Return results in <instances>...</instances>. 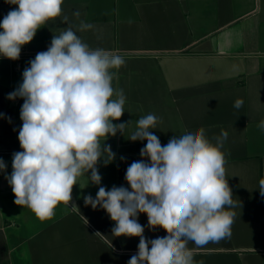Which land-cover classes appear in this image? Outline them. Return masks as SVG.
Returning a JSON list of instances; mask_svg holds the SVG:
<instances>
[{"label": "crops", "instance_id": "crops-1", "mask_svg": "<svg viewBox=\"0 0 264 264\" xmlns=\"http://www.w3.org/2000/svg\"><path fill=\"white\" fill-rule=\"evenodd\" d=\"M16 7L0 0V21ZM77 11L79 17L73 15ZM65 15L68 22H63ZM82 21L93 27L79 31ZM69 25L91 48L125 59L113 70L119 75L113 86L126 96L125 112L113 123L130 125L124 136L118 132L105 141L116 159L98 164L100 186L128 187L127 167L142 159L140 149L147 141L127 138L149 113L158 117L151 131L162 145L200 128L215 143L226 131L221 151L236 202L230 209L235 212L231 235L188 247L195 249L197 264H264V196L258 189L264 179V131L258 128L264 120V0H64L61 16L37 31L18 60L0 57V159L6 164L0 171V264H127L138 251V237H115L109 215L85 206L83 196L95 198L99 187L86 176L73 187L70 204L78 208L61 204L45 220L14 203L5 179L12 172L13 153L22 150L23 99L7 96L22 83L28 62ZM238 99L243 101L239 109L234 107ZM138 222L146 239L167 235L160 228L150 230L146 214Z\"/></svg>", "mask_w": 264, "mask_h": 264}, {"label": "clouds", "instance_id": "clouds-1", "mask_svg": "<svg viewBox=\"0 0 264 264\" xmlns=\"http://www.w3.org/2000/svg\"><path fill=\"white\" fill-rule=\"evenodd\" d=\"M5 2L17 7L0 21V57L15 61L46 22L61 16L64 0ZM68 19L63 16V22ZM92 27L82 21L79 31ZM28 64L22 83L7 96L23 99L18 133L22 150L13 153L12 172L5 176L17 206L28 208L40 220L52 218L61 204L78 208L70 204L72 191L77 178L86 176L88 183L99 187L95 198L83 196L85 206L99 207L109 215L115 237L139 238L138 251L127 264H197L189 242L200 248L230 237L235 218L230 209L236 202L221 151L226 131L214 138L215 143L200 128L162 145L151 131L158 117L149 113L136 121L127 138L147 141L140 149L142 159L127 167L128 187L106 189L100 186L98 164L103 161L107 166L116 154L105 141L118 132L124 136L130 125V121L113 123L125 112L124 91L113 86L119 80L113 70L125 64L124 57L91 48L69 25ZM242 105L238 99L234 107ZM258 128L264 131V120ZM5 170L0 159V171ZM258 189L264 196V179ZM140 214H146L150 230L160 228L167 235L146 239L145 227L138 222Z\"/></svg>", "mask_w": 264, "mask_h": 264}]
</instances>
